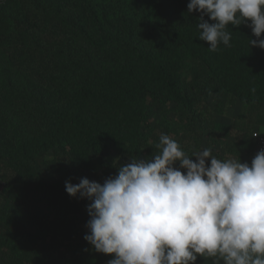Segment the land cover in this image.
Returning a JSON list of instances; mask_svg holds the SVG:
<instances>
[{
  "label": "trees",
  "instance_id": "1",
  "mask_svg": "<svg viewBox=\"0 0 264 264\" xmlns=\"http://www.w3.org/2000/svg\"><path fill=\"white\" fill-rule=\"evenodd\" d=\"M189 2L0 0L4 264H108L114 256L84 240L90 201L65 182L103 184L131 158L151 160L162 134L189 156L209 148L222 160L216 134L229 127L203 114V100L216 115L226 102L254 116L238 150L251 148L264 128V50L241 24L228 27L230 46L209 51ZM153 108H164L156 125Z\"/></svg>",
  "mask_w": 264,
  "mask_h": 264
},
{
  "label": "clouds",
  "instance_id": "2",
  "mask_svg": "<svg viewBox=\"0 0 264 264\" xmlns=\"http://www.w3.org/2000/svg\"><path fill=\"white\" fill-rule=\"evenodd\" d=\"M187 10L200 13L199 40L209 51L230 46L228 27L241 24L256 37L249 46L264 50V0H190ZM156 148L151 160L131 158L103 184L65 182L70 197L90 201L84 240L92 249L114 256L108 264H195L197 257L264 264V149L249 165L217 159L209 148L189 156L166 134Z\"/></svg>",
  "mask_w": 264,
  "mask_h": 264
},
{
  "label": "rangeland",
  "instance_id": "3",
  "mask_svg": "<svg viewBox=\"0 0 264 264\" xmlns=\"http://www.w3.org/2000/svg\"><path fill=\"white\" fill-rule=\"evenodd\" d=\"M189 70H190V64L186 63L185 65V69H184V73L183 76L189 80ZM210 99L207 100H203V106H202V111L203 114H206L207 116H209L213 121H215L216 123L222 124V125H228L229 127V131L227 133V136L225 134H216L217 139H220V141L223 144V152L221 153V158L222 160H229V159H240L241 163H245V159L249 157L250 151H248V149L244 148L242 151L238 150L241 144H245V141H243V139H245V137L242 136L243 133V127L247 126L248 130L249 127H251L252 129L250 131H252L254 129V124H253V118H255L253 116L252 119H250V116L247 115V113L244 111V109L242 107H240V104L237 103L233 106L228 105L226 102L223 103V113L222 115H216L213 113V110L211 108V101H209ZM152 114L150 116L151 118V122L153 125L158 124V120L161 116L162 111L164 110V108H153L152 109ZM170 115V114H169ZM171 117H173V119L175 118V116L170 115ZM247 138V136H246ZM248 140L250 141V139L248 138ZM204 144V143H203ZM224 144H227L228 147L224 146ZM202 147H204V145H202ZM233 149L232 153H228L227 150L229 149ZM235 150V151H234ZM238 150V151H237ZM0 264H4L3 263V257L2 254L0 253Z\"/></svg>",
  "mask_w": 264,
  "mask_h": 264
},
{
  "label": "built area",
  "instance_id": "4",
  "mask_svg": "<svg viewBox=\"0 0 264 264\" xmlns=\"http://www.w3.org/2000/svg\"><path fill=\"white\" fill-rule=\"evenodd\" d=\"M255 133H261V132H259L258 130H255L251 134L252 140H253V143H254V148H253L251 157L249 159V165L251 164V160L255 157L257 152L262 150V149H264V132L261 133L258 136H254Z\"/></svg>",
  "mask_w": 264,
  "mask_h": 264
},
{
  "label": "crops",
  "instance_id": "5",
  "mask_svg": "<svg viewBox=\"0 0 264 264\" xmlns=\"http://www.w3.org/2000/svg\"><path fill=\"white\" fill-rule=\"evenodd\" d=\"M259 132L263 133L264 132V128L259 129ZM254 148V143L252 144L251 148L248 149V151H250L249 157L245 159V163L249 164V159L251 157L252 151ZM213 259L215 258H202V257H197V260L195 262V264H213ZM220 264H223V261L220 262Z\"/></svg>",
  "mask_w": 264,
  "mask_h": 264
}]
</instances>
